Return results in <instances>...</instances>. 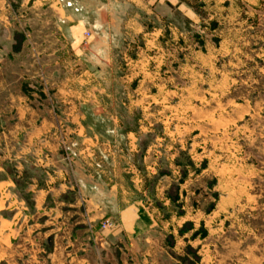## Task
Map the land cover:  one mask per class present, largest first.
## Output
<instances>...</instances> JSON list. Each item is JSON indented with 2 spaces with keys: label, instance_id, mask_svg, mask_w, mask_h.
<instances>
[{
  "label": "rangeland",
  "instance_id": "1",
  "mask_svg": "<svg viewBox=\"0 0 264 264\" xmlns=\"http://www.w3.org/2000/svg\"><path fill=\"white\" fill-rule=\"evenodd\" d=\"M21 2L10 1L13 54L33 30L56 26L54 17L41 22L42 9H48V17L53 14L42 0ZM132 10L123 6L115 26L123 27ZM136 23L143 34L129 52L121 40L113 45L111 69L125 76L129 67L124 58L139 55L145 63L140 74L153 80L118 82L113 99L98 102H107L106 108L117 113L107 117L110 122L151 129L138 131L143 134L139 161L151 147L145 154L152 157L156 151L158 173L174 175L170 207L177 215L184 204L178 197L180 184L186 180L192 191L186 205L195 210L194 223L182 225L179 233L185 237L177 238L176 246V236H162L167 254L157 264H264V0L147 3ZM86 55L80 53L91 66ZM61 144L69 162L74 148ZM10 173L21 191L13 194L6 183L0 188V264H107L99 242L85 258L78 245L65 251V243L57 251L48 248L40 207L20 189L25 179L19 181L6 160L0 181L8 183ZM15 196L24 200L18 207L12 204Z\"/></svg>",
  "mask_w": 264,
  "mask_h": 264
},
{
  "label": "crops",
  "instance_id": "2",
  "mask_svg": "<svg viewBox=\"0 0 264 264\" xmlns=\"http://www.w3.org/2000/svg\"><path fill=\"white\" fill-rule=\"evenodd\" d=\"M10 1L0 0V171L8 160L16 178L25 179L20 189L40 207L48 248L57 251L65 243V251L70 244L78 245L85 258L99 242L107 264H157L167 254L162 236H176V246L177 238L185 237L179 233L182 225L194 223L195 210L188 211L186 205L192 191H187L186 180L180 184L178 197L184 204L177 215L170 207L174 175L158 173L156 151L152 157L145 154L151 147L139 161L143 134L138 131L151 129L110 122L107 117L117 113L98 100H112L118 82L151 83L153 78L140 74L145 63L139 55L124 58L129 68L125 76H117L111 69L113 45L121 40L128 47L125 52L130 51L133 40L143 34L136 19L145 4L177 0H42L53 14L48 17V9H42L41 22L55 18L56 26L33 30L17 54L12 51L16 29L11 26ZM127 5L134 13L126 16L123 27L115 26L114 19L122 20ZM82 52L91 66L84 64ZM62 141L74 148L69 162ZM8 178V183L0 181V188L6 183L20 196L11 173ZM14 199L16 207L24 202ZM104 219L115 226L99 230Z\"/></svg>",
  "mask_w": 264,
  "mask_h": 264
},
{
  "label": "built area",
  "instance_id": "3",
  "mask_svg": "<svg viewBox=\"0 0 264 264\" xmlns=\"http://www.w3.org/2000/svg\"><path fill=\"white\" fill-rule=\"evenodd\" d=\"M86 34L88 35V32H86ZM115 226L114 222L110 219H106L104 220L102 223H101V228L103 230H106V229H111Z\"/></svg>",
  "mask_w": 264,
  "mask_h": 264
}]
</instances>
